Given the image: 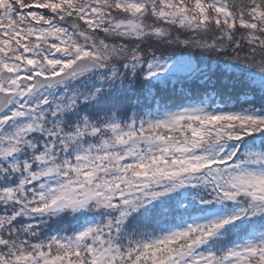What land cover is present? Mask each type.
Instances as JSON below:
<instances>
[{
  "label": "snow or ice",
  "instance_id": "6c2138e0",
  "mask_svg": "<svg viewBox=\"0 0 264 264\" xmlns=\"http://www.w3.org/2000/svg\"><path fill=\"white\" fill-rule=\"evenodd\" d=\"M0 264H264V0H0Z\"/></svg>",
  "mask_w": 264,
  "mask_h": 264
},
{
  "label": "rangeland",
  "instance_id": "374dc122",
  "mask_svg": "<svg viewBox=\"0 0 264 264\" xmlns=\"http://www.w3.org/2000/svg\"><path fill=\"white\" fill-rule=\"evenodd\" d=\"M193 55L196 59H199L201 55L205 56L209 61L216 59V57L211 53H200L199 51H195Z\"/></svg>",
  "mask_w": 264,
  "mask_h": 264
}]
</instances>
